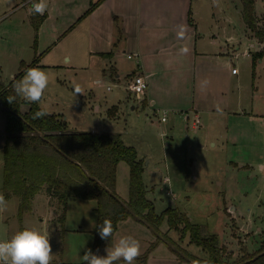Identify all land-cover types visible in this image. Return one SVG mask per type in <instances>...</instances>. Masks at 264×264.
Here are the masks:
<instances>
[{
  "label": "rangeland",
  "instance_id": "374dc122",
  "mask_svg": "<svg viewBox=\"0 0 264 264\" xmlns=\"http://www.w3.org/2000/svg\"><path fill=\"white\" fill-rule=\"evenodd\" d=\"M75 1L47 0L54 5L53 13L44 25L47 33L39 34L33 15H29L28 4H22V0H0V80L8 84L20 71L21 60L30 64L35 54L40 55L38 47L42 51L53 45L46 56L40 57L42 64L35 67L45 71L50 79L39 105L47 112L59 114L71 131L119 134L126 144L133 145L144 161L143 178L156 212L161 213L173 205L192 222L207 227L208 233L217 234L227 261L234 262L258 251L264 245V172L256 167L264 162V41H260L245 23L242 0H194L193 8L199 12L203 33L219 35L227 46L224 39H229L232 61H228V68L232 76L226 77L224 87L227 91L230 89V101L227 105L217 104L232 112L230 115L239 117L232 118L229 130L243 137L244 145L238 140L225 142L228 124L225 115L214 120L203 113L200 115L202 123L194 127L193 113L189 112L190 119L184 124L182 115L176 119L172 111L163 109L172 104L201 106L200 87L194 90L187 84L186 87L159 89L157 96L163 106L154 113L138 105L146 97L138 99L126 88L130 74L138 68L136 57L124 56L118 61L116 65L122 70L119 80L108 59L105 72L92 67L84 40L78 42L76 39L82 29L81 38L85 37L86 24L74 29L72 36H63L72 26L75 12L87 0H77L78 4ZM255 14L259 25H264V0H256ZM49 32L56 35L51 37ZM36 36L37 47L34 46ZM230 36H233L232 42ZM78 50H81V58L73 66L43 65V62L55 60L63 62L65 51L76 53ZM248 52L254 55L262 52L263 56L254 61ZM233 67L238 68V75L232 74ZM77 84L83 94H75ZM220 88L213 84L209 90L213 93ZM114 104H120V110ZM28 106L24 103L22 111ZM164 110L167 121L162 120ZM187 112L182 111L183 114ZM5 128L6 117L0 107V194H3ZM129 173V164L121 161L117 170V192L126 200L130 195ZM162 174L163 177L169 174L174 195L166 194L169 184L162 182ZM7 202V210L0 213V240L9 239L24 228L48 233L54 255L52 262H82L85 251L93 249V225L97 224L95 199H71L63 222L57 213L52 219L54 211L44 191L36 196L31 210L26 211L22 219L19 217V196L13 194ZM54 204L58 205L57 201ZM160 229L168 234L172 243L160 240L151 227L139 220L120 221L113 239L97 247L95 253L106 255L107 247H112L121 236L131 235L141 245V254L134 264H196L186 252L208 257L206 250L190 242L189 234L182 236L180 230L170 229L166 220ZM151 243L154 246H150Z\"/></svg>",
  "mask_w": 264,
  "mask_h": 264
},
{
  "label": "trees",
  "instance_id": "16d2710c",
  "mask_svg": "<svg viewBox=\"0 0 264 264\" xmlns=\"http://www.w3.org/2000/svg\"><path fill=\"white\" fill-rule=\"evenodd\" d=\"M102 1L92 3L86 14ZM242 3L245 23L260 41H264V25H259L255 14L256 0H242ZM45 17V14L33 15L37 32ZM262 56V52L256 53L254 61ZM35 61L21 63L20 71L15 74L16 79L32 68ZM8 95H14L12 80L8 84L0 80V104L5 107L6 117L3 195L6 200L13 194L19 196L20 219L26 211L31 210L35 195L42 191L57 197L61 208L59 219L62 222L70 199H95L96 225L102 224L103 219L111 220L113 236L119 222L132 215L151 227L160 240L172 243L168 234L160 229L166 220L170 229L180 230L182 236L189 234L191 243L207 251V258L185 253L196 264H264V245L251 255L245 254L240 260L229 262L224 257L223 245L219 243L217 234L208 233L207 227L192 222L178 207L169 206L157 213L153 200L147 196L143 178L144 161L138 157L137 149L126 144L119 134L71 131L67 121L59 114L47 112L39 104H28V109L22 111L25 102L17 98L14 104H10ZM41 109L48 115L33 119V114ZM121 161L127 162L130 168L128 200H123L117 192V170ZM94 235V253L97 247L113 239L112 236L102 240L96 227ZM150 246H154V243ZM53 264L82 262L60 260Z\"/></svg>",
  "mask_w": 264,
  "mask_h": 264
},
{
  "label": "crops",
  "instance_id": "0c3cea01",
  "mask_svg": "<svg viewBox=\"0 0 264 264\" xmlns=\"http://www.w3.org/2000/svg\"><path fill=\"white\" fill-rule=\"evenodd\" d=\"M97 1L87 0L83 6L79 7L75 12L76 16L72 26L63 32L64 37L72 36L74 29L78 30L81 24H86L84 25L86 30L85 37L81 38L84 30L82 29L79 30L76 39H78V42L84 40V48L87 49L88 57L91 58L90 64L92 67L105 72L106 60L108 59L114 65L112 71L116 79L119 80L122 76V70L116 64L124 56L128 57V54H133L136 57L135 64L138 68L134 73L130 74V81L133 75L140 73L146 76L149 83L148 91L145 95L146 98L141 102L139 101L140 104L138 103V105L145 106L154 113L162 109L160 108L162 101L157 96L159 89L177 87L178 85L186 87L187 84L192 85L194 90L197 86L200 87V96L202 95L201 99L203 101L201 106L199 104L182 107L177 104H172L170 107L161 106L164 107L163 109L172 111L176 119L182 115L184 124L190 119V114L189 118H185V115L182 113L184 110L188 111L187 113H198L199 115L206 113L214 120H218L222 115H225L228 123L225 142H237L238 140L239 142L241 141L240 145H244L242 142L243 137L239 135L235 136V134L230 133L231 129L229 130V127L233 124L232 118L236 119L239 117L230 115L232 112L222 109L217 104L227 105L230 101L228 97L230 89L227 91L224 87L226 77L232 76L228 68V61H232L229 39H224L228 44L227 46L223 44L219 35L203 33V29L202 27L200 28L198 21L199 12L196 8H193L194 0H103L90 13L86 14L92 3ZM75 2L78 4L77 0ZM21 3L24 5L28 4L30 8L31 0H22ZM48 5V10L45 12L46 19L39 28V34L47 33L46 26L44 25L53 13L52 9L54 7L52 3ZM29 15H32L30 10ZM48 34L51 37L56 35L55 32H49ZM232 38L233 36H230L231 42L233 41ZM34 46L37 47V43L35 44L34 42ZM78 47L80 48L81 45ZM52 48L53 45L48 49L40 51L38 47L40 57L42 55L43 57L46 56V53L51 51ZM251 55L254 56L253 53ZM37 56L35 54L33 58V60H36V63L32 68L42 64V58L36 59ZM80 58L81 50L76 51V53L74 51H65L62 57L63 62L55 60L46 64L43 62V65L73 66ZM20 63H26V61L21 60ZM86 64L88 65V62ZM87 65L84 67H88ZM238 73L232 74L235 76ZM130 81L128 80V84L126 85L127 89ZM213 84L222 87L219 90H213L214 94L209 90ZM128 91L131 95L129 89ZM113 106H119L120 110V104H114ZM0 107H2L1 104ZM180 131H183V129H180ZM261 163L264 162H260L259 164ZM161 176L163 177V174ZM166 177L168 178L167 180H165ZM161 180L169 184L166 194L174 195L170 188L171 178L169 174L164 175ZM146 188L148 191L147 185ZM163 188L161 186V189L164 191L165 189ZM44 192L46 199H49L51 209L54 211L52 219H54L56 213L59 217L61 208L57 197L52 196L46 191ZM38 194L35 195L34 199ZM54 201H57L58 205H55ZM130 218L134 221L139 220L143 224L145 223L132 215L122 221ZM55 262L53 261L52 264Z\"/></svg>",
  "mask_w": 264,
  "mask_h": 264
},
{
  "label": "clouds",
  "instance_id": "9594fccd",
  "mask_svg": "<svg viewBox=\"0 0 264 264\" xmlns=\"http://www.w3.org/2000/svg\"><path fill=\"white\" fill-rule=\"evenodd\" d=\"M215 2V0H214ZM47 0H31L30 13L43 16L48 10ZM12 92L8 95L7 101L14 104L17 98L27 104H39L45 91L49 87V75L40 68H29L20 79L12 76ZM75 94H83L80 85L74 86ZM48 113L41 109L33 114V119H41ZM257 170L264 172V163L258 164ZM8 202L3 194H0V213L7 210ZM97 228L102 240H108L113 236V225L111 220L103 219L100 225H93ZM106 255H98L91 249L85 251L81 256L82 264H134L141 254L139 240L131 235L121 236L112 246L106 248ZM52 247L49 234L36 228H24L17 231L9 239L0 240V264H52Z\"/></svg>",
  "mask_w": 264,
  "mask_h": 264
},
{
  "label": "built area",
  "instance_id": "2783aa9c",
  "mask_svg": "<svg viewBox=\"0 0 264 264\" xmlns=\"http://www.w3.org/2000/svg\"><path fill=\"white\" fill-rule=\"evenodd\" d=\"M250 54L251 53L248 52V55ZM128 57L129 58L133 57V54H128ZM238 72H239L238 68L233 67L232 73L237 74ZM148 87H149V83H148L146 76L138 73V74L133 75V77L131 78L128 89L130 90L132 94L136 96V98L142 100L147 93ZM108 88H110V86ZM166 114H167V111H164V115L162 117L163 121L166 120ZM184 115H185V118H189V113H185ZM194 117L195 119L193 120V125L194 127H197L199 123L201 122V118L198 113H195ZM263 123H264V117H263ZM167 179L168 178L166 177L165 180Z\"/></svg>",
  "mask_w": 264,
  "mask_h": 264
},
{
  "label": "water",
  "instance_id": "95a60500",
  "mask_svg": "<svg viewBox=\"0 0 264 264\" xmlns=\"http://www.w3.org/2000/svg\"><path fill=\"white\" fill-rule=\"evenodd\" d=\"M1 105H2V104H1ZM2 108H3V109H5V107H4V106H2Z\"/></svg>",
  "mask_w": 264,
  "mask_h": 264
}]
</instances>
